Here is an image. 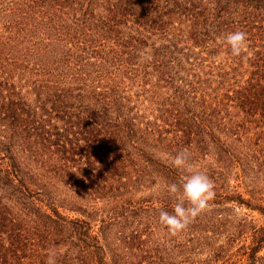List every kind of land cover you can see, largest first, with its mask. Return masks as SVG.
I'll return each mask as SVG.
<instances>
[{
  "label": "trees",
  "instance_id": "trees-1",
  "mask_svg": "<svg viewBox=\"0 0 264 264\" xmlns=\"http://www.w3.org/2000/svg\"><path fill=\"white\" fill-rule=\"evenodd\" d=\"M235 30L238 57L222 42ZM184 147L212 205L264 217V0H0V264L68 242L123 264L139 213L171 211L160 185L180 173L162 154ZM24 151L46 164L34 191ZM248 237L228 264H264V222Z\"/></svg>",
  "mask_w": 264,
  "mask_h": 264
},
{
  "label": "rangeland",
  "instance_id": "rangeland-1",
  "mask_svg": "<svg viewBox=\"0 0 264 264\" xmlns=\"http://www.w3.org/2000/svg\"><path fill=\"white\" fill-rule=\"evenodd\" d=\"M61 49L60 51H62ZM58 51V55L61 52ZM58 59V57H55ZM49 60L50 56L43 58ZM65 67H61V74ZM40 80V79H38ZM24 155L31 159L30 165L34 169V183H30L29 189L34 191L35 184L40 183L47 175L45 169L46 164L40 160L37 155H33L31 151L25 152ZM39 161L42 163L40 164ZM261 183V184H260ZM259 187L264 195V178L261 177ZM234 183L229 181V187ZM226 188V190H228ZM225 190V191H226ZM224 191L223 188L218 189V193ZM242 193L245 192V187L241 188ZM224 194V192H223ZM149 196L138 193L135 200L141 202ZM157 204L160 202L154 197ZM247 199V197H245ZM145 201V200H144ZM214 202H217L215 200ZM253 204L263 206L259 201H252ZM66 205L67 202H64ZM104 204L95 202L91 203V207L97 211ZM20 208V206H18ZM109 208V207H108ZM159 210V209H158ZM158 210H147V213H139L135 219L136 225H140L142 235L139 243L128 252L127 258L121 262L123 264H228L241 263L243 250L237 254V249L241 245H248L247 238L251 228H257L264 222V217L259 215L257 211H249L246 207H239L232 203H226L222 206L212 205L211 209L198 216L193 223L189 225L186 231L172 237L169 236L162 226L157 222L159 213ZM214 210V211H213ZM63 212V210H61ZM160 211V210H159ZM99 215V214H98ZM70 218H75V215L69 214ZM58 260L63 262V257L67 256L68 264H88L85 253V244L82 242L66 243L58 249ZM237 254V259L234 254ZM264 257V250L260 253ZM214 261V262H213ZM239 261V262H238Z\"/></svg>",
  "mask_w": 264,
  "mask_h": 264
},
{
  "label": "clouds",
  "instance_id": "clouds-1",
  "mask_svg": "<svg viewBox=\"0 0 264 264\" xmlns=\"http://www.w3.org/2000/svg\"><path fill=\"white\" fill-rule=\"evenodd\" d=\"M222 42L231 56L238 57L247 47V33L242 30L228 32ZM162 155L180 175L177 180L163 181L160 185L174 204L171 211H159L157 222L169 236L175 237L186 231L198 216L211 209V202L216 196L215 184L207 171L197 165L190 147L182 148L175 155ZM45 264H57L54 249L47 250Z\"/></svg>",
  "mask_w": 264,
  "mask_h": 264
}]
</instances>
